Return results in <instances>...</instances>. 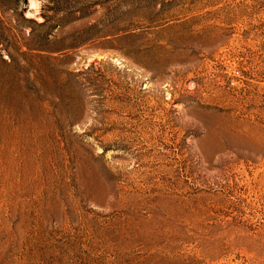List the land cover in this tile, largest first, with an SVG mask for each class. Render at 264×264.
Segmentation results:
<instances>
[{
	"label": "rangeland",
	"instance_id": "374dc122",
	"mask_svg": "<svg viewBox=\"0 0 264 264\" xmlns=\"http://www.w3.org/2000/svg\"><path fill=\"white\" fill-rule=\"evenodd\" d=\"M0 264H264V0H0Z\"/></svg>",
	"mask_w": 264,
	"mask_h": 264
}]
</instances>
